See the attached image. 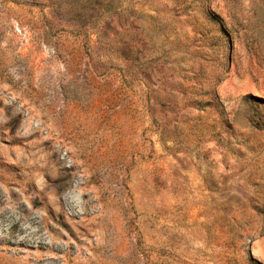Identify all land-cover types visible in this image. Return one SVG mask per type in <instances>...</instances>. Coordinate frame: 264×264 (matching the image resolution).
Segmentation results:
<instances>
[{"label":"rangeland","instance_id":"rangeland-1","mask_svg":"<svg viewBox=\"0 0 264 264\" xmlns=\"http://www.w3.org/2000/svg\"><path fill=\"white\" fill-rule=\"evenodd\" d=\"M0 264H264V0H0Z\"/></svg>","mask_w":264,"mask_h":264}]
</instances>
